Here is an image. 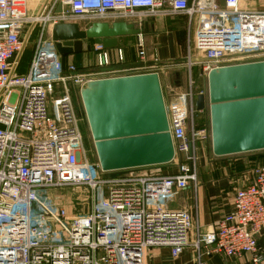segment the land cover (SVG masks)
Here are the masks:
<instances>
[{
    "label": "built area",
    "instance_id": "1",
    "mask_svg": "<svg viewBox=\"0 0 264 264\" xmlns=\"http://www.w3.org/2000/svg\"><path fill=\"white\" fill-rule=\"evenodd\" d=\"M39 1L32 12L25 0H0V264H176L185 249L194 264H209L214 255L264 264L257 247L264 232V164L235 190L229 211L211 229L202 230L193 215L195 200L193 211L167 206L179 190L194 188L196 149L211 145L210 126L199 121L207 110L195 108L197 96L207 94V74L264 60V10L245 9L243 0ZM181 16L197 25L194 52L188 48L185 56V87L165 103L175 170H102L84 146L69 84L80 90L94 80L150 72L143 41L138 36L134 67L121 63L120 49L112 64L108 49L93 44L96 68L82 72L72 63L64 67L50 28L95 21L140 26ZM61 188L81 190L76 199L85 210L69 213L53 195Z\"/></svg>",
    "mask_w": 264,
    "mask_h": 264
},
{
    "label": "water",
    "instance_id": "2",
    "mask_svg": "<svg viewBox=\"0 0 264 264\" xmlns=\"http://www.w3.org/2000/svg\"><path fill=\"white\" fill-rule=\"evenodd\" d=\"M191 1L187 0V5ZM49 33L58 54L65 56L89 52L93 44L116 48L119 37L139 36L142 30L125 21H95L84 29L74 22L58 23ZM168 44L173 57L171 36ZM206 85L207 94L197 96L195 108L208 111L212 154L228 156L264 150V60L212 68ZM79 91L102 170L172 161L173 144L156 72L94 80Z\"/></svg>",
    "mask_w": 264,
    "mask_h": 264
},
{
    "label": "crops",
    "instance_id": "3",
    "mask_svg": "<svg viewBox=\"0 0 264 264\" xmlns=\"http://www.w3.org/2000/svg\"><path fill=\"white\" fill-rule=\"evenodd\" d=\"M29 11L36 12L39 0H25ZM45 1V0H44ZM220 5L223 4L222 0H217ZM243 8L248 10H264V0H243L240 4ZM184 18V17H183ZM186 18V17H185ZM179 17L169 18H155L145 20L138 27L142 30L139 38L142 39L144 49L146 51L145 65H147L150 72H156L159 78L168 77V73L172 75L171 85L174 90L179 91L185 87L187 66L185 64V56L187 55L188 48L191 52L193 49V34L197 25L196 19L193 20L192 25H188V18L186 21L181 22ZM87 27V24L79 25L80 29ZM190 27V28H189ZM50 33L48 32L47 35ZM172 38L173 57L170 55L168 39ZM138 36H122L118 38V47L108 49L112 64L118 63L116 60L117 49H120L123 56L121 62L125 67L128 65L138 64L139 59L136 51V43ZM157 55V60L154 61V56ZM90 56V70H95L96 54L91 48L89 52L82 51L80 53L68 54L61 56L64 67L66 64L73 62L78 67L79 71H86L84 64L86 58ZM83 66V67H81ZM84 69V70H83ZM24 66L19 68L20 72H23ZM195 70V68H193ZM176 73H178L176 75ZM170 85V84H169ZM71 94L72 90H78V96L80 91L77 87L69 84ZM75 99V97H74ZM218 158L225 156H214ZM167 164L152 165L148 168L154 171L172 172L175 170L174 166ZM213 166V164H210ZM174 167V168H173ZM207 171L203 172L196 181L194 188H186L179 190L167 203L168 208L179 209L184 208L190 211L193 208V201H196L197 211L193 212V215L197 219L198 224L202 230L211 229L212 224L218 220L223 214L229 211L234 191H229L230 181L221 179H207L205 177ZM252 178V172L250 176L241 182V185L248 183ZM229 181V182H228ZM230 183V184H229ZM234 185V184H233ZM239 185V186H241ZM238 186V187H239ZM232 190V189H231ZM257 247L264 262V232L257 238ZM162 253H167V250H162ZM193 252L191 249H185L183 253L177 258L176 264H194ZM209 264H232L235 260L227 258L222 255H214L210 257Z\"/></svg>",
    "mask_w": 264,
    "mask_h": 264
},
{
    "label": "rangeland",
    "instance_id": "4",
    "mask_svg": "<svg viewBox=\"0 0 264 264\" xmlns=\"http://www.w3.org/2000/svg\"><path fill=\"white\" fill-rule=\"evenodd\" d=\"M179 20L183 22L184 20L186 21V18L184 17ZM81 24L85 25L84 22ZM34 39H35V34L32 35L29 41L26 43L24 52L22 54V60H21V66H24V70L22 71H25L27 69V66L30 61V57L33 51L32 45H33ZM95 61H96V58H95ZM70 63L76 66L75 63L73 62H70ZM83 68L86 69L85 72H88V70H90V56L86 58V62ZM160 83H161V89H162L164 102L167 103L171 100V97L173 96V92L176 91L171 86L173 85L171 84L172 83L171 73H168L167 79L160 77ZM72 92H73L72 98H73L75 110L79 118L78 124H79L80 131L82 133L84 146L86 150L88 151V156L90 157V159H96L97 157H96V153L94 149V143H93V140L90 134V129L88 126V122H87V119H86V116L83 110L81 98L80 96H78L79 95L78 90L75 89V90H72ZM199 118H200L199 121L201 125L204 124L205 121L206 123L209 124L208 111H206L204 115L199 114ZM195 155H196V160H195L194 172L196 176V181H199L198 178L200 177V175L203 172L207 171L205 175L207 179L224 178L225 180H229L231 183L229 184L232 186V188L230 187L229 191H234L236 187L238 188V186L241 185V182H244L248 178V176H250L253 168L256 165L264 164V150L228 155V156L217 159V157H214V155L212 154L211 145L205 144L204 146L198 147L196 149ZM168 164L169 165L172 164L171 166H173V163H168ZM210 164H213V166ZM53 192H55L53 193L55 198L66 206L69 213H75L77 211L85 210V204L83 202L81 203V201H77L76 199L77 195L81 193V190L61 188V189L54 190Z\"/></svg>",
    "mask_w": 264,
    "mask_h": 264
},
{
    "label": "trees",
    "instance_id": "5",
    "mask_svg": "<svg viewBox=\"0 0 264 264\" xmlns=\"http://www.w3.org/2000/svg\"><path fill=\"white\" fill-rule=\"evenodd\" d=\"M184 16H181V17H179V18H183Z\"/></svg>",
    "mask_w": 264,
    "mask_h": 264
}]
</instances>
